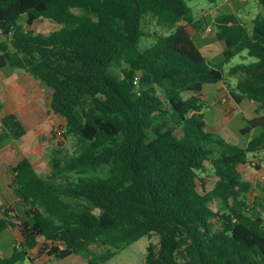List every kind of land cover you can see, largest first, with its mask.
<instances>
[{
    "label": "trees",
    "instance_id": "16d2710c",
    "mask_svg": "<svg viewBox=\"0 0 264 264\" xmlns=\"http://www.w3.org/2000/svg\"><path fill=\"white\" fill-rule=\"evenodd\" d=\"M188 1L0 0V69L40 80L73 145L58 141L46 174L28 158L9 168L23 215L0 206V233L17 228L22 240L0 264H35L30 251L41 237L49 256L81 255L88 264H106L143 237L145 264H264V193L250 204L253 183L240 170L264 150V114L250 120L261 134L240 146L207 130L202 103L204 85L225 80L224 65L246 51L256 61L230 67L238 77L231 95L264 112V13L216 18L225 44L216 64L188 30L206 23ZM40 19L60 28L38 32ZM144 36L153 42L142 46ZM25 133L6 114L0 149ZM206 175L216 179L211 188Z\"/></svg>",
    "mask_w": 264,
    "mask_h": 264
},
{
    "label": "rangeland",
    "instance_id": "374dc122",
    "mask_svg": "<svg viewBox=\"0 0 264 264\" xmlns=\"http://www.w3.org/2000/svg\"><path fill=\"white\" fill-rule=\"evenodd\" d=\"M189 5L194 9L195 15L198 18L206 17L207 22L211 28L206 32V37L213 35L214 40L221 44V47H214V52L205 54L207 58L216 64L222 62L223 59V50L225 47L224 42L219 41L215 37L216 24L215 18L218 14L226 13H235L239 17L246 18L248 16L255 17L259 10L258 0H190L188 1ZM264 13V9H263ZM43 21H36L32 28L38 32L49 34L53 31V27H59L60 25L52 19H42ZM22 24H26V19L23 17L20 19ZM50 22V23H49ZM52 24V25H51ZM143 28L146 32H151L154 29H157L154 18L151 15H146L143 21ZM56 29V28H54ZM211 30H213L211 32ZM194 41L201 48L202 42L198 36H194ZM153 42L151 36H144L142 39V46H147ZM202 50V49H201ZM256 61L255 58L249 57L246 51H243L241 54L235 56L228 64L224 65V74H225V84L231 91L230 87H235L238 77L236 75H230L229 69L231 66L236 64H248ZM225 90H220L218 88V83H207L204 85L203 92L206 93L205 96H202L203 100V113L205 121L207 122V130L214 131L218 133L225 140L240 145L245 146L251 139L259 136L261 134L262 128L259 126L253 127L250 123V120L259 115L257 108L258 104L255 101L245 99L242 104L236 102ZM226 97L227 101L222 102V98ZM56 140V139H55ZM60 141V140H59ZM66 148L70 151L73 149L71 141L61 139ZM58 145V141H54V146ZM260 156L256 154H249V162L240 166V170L245 179L250 180L253 183V189L248 194V201L250 204H253L255 200V195L257 193H264V185L261 173L264 171V150L260 151ZM255 159L258 161V164L261 165L262 170L259 172L258 169L251 165L250 160ZM206 181L208 188H211L215 184V177L213 175H206ZM201 189V185H200ZM7 198L9 194H7ZM1 202V200H0ZM7 204V203H5ZM16 210L23 215V206L21 203H17ZM152 241L158 242L159 237L157 235L152 236ZM15 241V236L11 231L5 230L0 234L1 248L5 251V255L8 256L12 253L13 243ZM149 238L143 237L127 247V249L121 253V255L116 257L114 260L118 261L120 258L125 257L128 253L137 255L141 260L140 264H145V252L148 245ZM46 244L44 239H41V245L39 246L38 251L36 248L31 250L35 251L32 256L35 259L36 264H41L42 260L40 255L45 252ZM45 249V250H44ZM38 252V253H37ZM52 260L50 264H56ZM17 264H33L29 259L18 262ZM58 264H64L63 261Z\"/></svg>",
    "mask_w": 264,
    "mask_h": 264
},
{
    "label": "crops",
    "instance_id": "0c3cea01",
    "mask_svg": "<svg viewBox=\"0 0 264 264\" xmlns=\"http://www.w3.org/2000/svg\"><path fill=\"white\" fill-rule=\"evenodd\" d=\"M259 7L260 8L256 16L259 13H263V8L261 6ZM220 15L221 14H218L216 18ZM253 18L254 17L252 16H248L243 19L250 20ZM41 21L43 20L40 19L39 22ZM205 22L206 23L200 30L193 27H189L188 30L193 39L194 36L197 35L201 40V48L199 46L198 47L200 50L202 49V53L209 54L215 51L214 47H221V44L214 40L213 35L206 37V32L211 27L209 26L206 17ZM59 28L60 26L53 27V31ZM212 31L213 30H211V32ZM218 88L220 90H225L224 94L227 92V95L229 94L231 96L233 87H230L231 91H229L224 80L218 83ZM205 95L206 93L202 91V96ZM245 99L246 98L242 99L239 104H242ZM9 113H15L18 116L25 127L26 133L21 138L8 142L0 149V206L11 205L15 208V211L20 214L16 210V205L19 202L18 198L9 186L10 174L8 170L11 166L16 165L21 159L28 158L37 172L40 174L48 173L50 171L49 152L54 147V141H57L53 136V128L57 125L63 126L66 119L62 115L54 113L51 110L48 89L40 82V80L36 79L29 72L6 66L0 69V118ZM259 152L254 154L260 156ZM261 170L262 167L260 165L258 171L260 172ZM261 175L263 179L262 183L264 185V171ZM7 194H9L8 198ZM5 230L11 231V233L15 236L13 247L16 241L22 240V235L17 228H7ZM41 239L44 238H40L39 244L36 247L37 250L35 251H38L39 246L41 245ZM44 241L47 246L49 242L45 239ZM1 246L0 242V255L6 256L5 251H3ZM146 246L147 245H145V247ZM126 249L121 250L106 264H140L141 259L132 253H128L125 257L120 258L118 261L114 260L116 257L118 258V256ZM35 251H30V255L32 256ZM40 257L42 260L41 264H50L49 262L52 260H55L54 262H56V264L61 261H63L64 264H88L87 259L81 255H71L66 258H58L55 256H49L46 252H44L40 255Z\"/></svg>",
    "mask_w": 264,
    "mask_h": 264
},
{
    "label": "built area",
    "instance_id": "2783aa9c",
    "mask_svg": "<svg viewBox=\"0 0 264 264\" xmlns=\"http://www.w3.org/2000/svg\"><path fill=\"white\" fill-rule=\"evenodd\" d=\"M137 81H138V77L136 76L135 82H137ZM221 100H222V102H226L227 98L223 97ZM63 134H64V128L62 126H60V125L54 126V128H53V136L55 137V139L57 141H59V140H61L63 138ZM250 163L254 167L259 165L258 161L255 160V159L250 160Z\"/></svg>",
    "mask_w": 264,
    "mask_h": 264
}]
</instances>
